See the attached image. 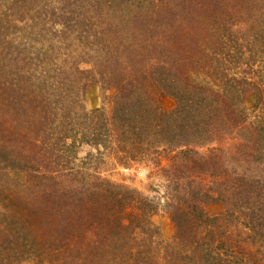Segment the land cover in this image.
I'll return each mask as SVG.
<instances>
[{"label":"trees","instance_id":"1","mask_svg":"<svg viewBox=\"0 0 264 264\" xmlns=\"http://www.w3.org/2000/svg\"><path fill=\"white\" fill-rule=\"evenodd\" d=\"M0 264H264V0H0Z\"/></svg>","mask_w":264,"mask_h":264},{"label":"rangeland","instance_id":"2","mask_svg":"<svg viewBox=\"0 0 264 264\" xmlns=\"http://www.w3.org/2000/svg\"><path fill=\"white\" fill-rule=\"evenodd\" d=\"M147 37V36H146ZM148 38V37H147ZM178 41H180L178 39ZM170 46L171 43H166ZM80 69H88L90 66L86 65H79ZM102 94H100V91L98 89L90 92L86 96V107L88 110H92L94 108H99L102 106ZM175 102L174 100L166 96L162 101L163 109L166 112H171L174 108ZM110 108V106L107 104V108ZM92 149L87 146H82L79 149V158H83L86 156L88 152H91ZM200 151H205L201 149ZM167 162L163 160L162 166H166ZM225 168L229 169V166H227V163L224 164ZM150 171H153V174H149ZM155 174H158L155 176ZM102 175L103 177H106L111 182L115 184L124 185L130 188H133L139 192H141L144 196L150 197L155 202L159 203L160 210L159 212L153 216L152 222L153 224L158 228L161 241L164 245H168L174 235V226L171 223L169 216L166 212V197L171 198L174 196V192L172 190L173 185H171V179L165 177L163 173H160L157 171V173L154 172V170H149L148 168L143 167H133L129 169H125L122 167H116L115 169H112V163L108 164L102 169ZM199 178L195 179L193 176V173L188 172L187 177L182 180L175 179V182H179V192L180 194H176L178 196H181L183 189L182 188H194L197 187ZM193 181V183H192ZM204 181V182H203ZM204 185H207L210 181L209 180H203ZM200 183V182H199ZM198 184V185H197ZM170 185V187H168ZM209 187L216 188L215 183L209 184ZM206 189V188H205ZM205 213L207 215H217L224 213V208L220 205L217 206H205L204 207Z\"/></svg>","mask_w":264,"mask_h":264}]
</instances>
